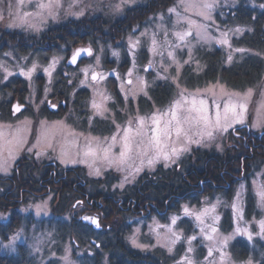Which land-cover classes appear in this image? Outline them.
Returning a JSON list of instances; mask_svg holds the SVG:
<instances>
[{
  "label": "rangeland",
  "instance_id": "rangeland-1",
  "mask_svg": "<svg viewBox=\"0 0 264 264\" xmlns=\"http://www.w3.org/2000/svg\"><path fill=\"white\" fill-rule=\"evenodd\" d=\"M150 1L152 0H0V35L4 32L12 36L21 34L26 39L31 37L40 43L49 29L71 21L85 28L95 20L105 24V32L108 33L111 27L115 31L110 41L100 40L95 45L94 53L90 49L92 46L86 43L81 46L87 51L90 49L91 54L85 55L89 58L70 77V99L73 100L79 91L88 92L84 115L91 121L89 125L80 124L77 116L72 117L71 112L64 118L50 121L39 111L48 102L49 81L65 58L68 46L63 45L53 51L48 61L35 57L30 60V53L22 54L19 48L10 42L9 48L0 50V69L4 80L13 76L25 79L30 88L28 101L36 110V117L9 119L5 116L4 121L0 118V161L7 160V171L0 170V174L4 177L12 175L17 163L27 162V159L31 160L32 155L37 156L36 153L39 152L40 155L35 158V172L38 176L43 171L42 164L53 159L63 168L84 169L85 178L88 180H108L112 190L122 191L135 184L142 175L155 173L161 167L168 169L172 166H182L183 160L189 157L195 160L200 152L202 157L211 153L221 156L235 154L234 149H238L240 134H250L252 137H259L262 133L264 135V76L260 83L244 89L230 87L221 80L192 86L187 85L184 79L186 67L189 66L196 72L202 70L197 54L199 49L213 50L218 47L228 63L241 58L243 54L264 58V52L236 46L234 40L241 38L250 29L243 25L229 24L227 21V11L239 7L242 2L264 11V0H185L186 3H215L210 13L211 19L198 15L199 9L185 11L181 7V0H175L165 9L149 12L146 19L141 24H135L125 36L116 32L117 26H120L121 30L127 27L122 22L127 15L137 14L139 9H144ZM41 4L45 7H39ZM173 8L176 11L170 12ZM79 12L83 14L77 15ZM130 19L133 20L132 17ZM237 28L243 31L236 32ZM205 31L212 37L211 40L203 38ZM184 32H189L190 35L184 41L178 40L176 34ZM221 32L229 33V45L216 43ZM153 39L156 41L155 46ZM169 51L173 53L172 57L168 56ZM229 56L231 60L228 59ZM148 66H151L150 71L146 70ZM94 74H99L96 81L92 78ZM160 84L172 89L170 99L163 105H157L151 94ZM249 91L251 95L246 101L247 111L242 123H226L221 120L219 128L210 129L213 131L211 139L197 135L198 131H204L203 126L192 124L188 136L193 141L200 140V143H187V151L181 152L175 162L161 158L151 167L146 163L141 167V160H146L147 157L142 155L141 148L136 143L141 139L136 135L140 128L137 117L145 118L146 138L151 135L150 118L153 114H170L175 103L180 101V106L175 109L177 115L194 117L198 111L189 113L188 109L193 107L191 100L196 99L207 102L208 115L214 123L215 104L220 105V111L223 113V107L230 99L237 102L238 97L247 95ZM181 96L186 97L188 102L185 103ZM142 98L143 104L140 103ZM53 102L60 104V101ZM94 102L100 106L98 109L93 108ZM195 107L198 110L199 103ZM239 110L237 108V111ZM167 118H170V115L163 117ZM95 120H111L113 129L106 134L104 131L107 127L104 124L101 128H94L95 123L92 121ZM129 121L132 123L129 124ZM129 127L132 128L129 135L133 150L125 164L110 166L99 158L102 153H97V157L83 155L89 144L94 149L97 144L103 147L112 145L109 156L118 158L124 130ZM183 127L187 129L189 125L184 124ZM224 127H227V131L222 130ZM113 136L117 137L114 144L111 139ZM172 142H175L177 147L184 146L186 140L183 133L177 141L173 131ZM9 151L12 152L11 158L8 156ZM137 167H140L138 172L135 171ZM38 169L40 171H37ZM97 169L99 174L96 173ZM130 172L133 175H129ZM232 177L235 184L230 194L225 192L204 196L197 203L182 202L178 211L169 212L163 219L158 216L149 219L138 218L127 236V242L144 254L163 249L168 255L177 257L178 264H189V261L191 264H264V232L260 227V223L264 221V201L259 195L264 189V166L257 170L251 168L249 172L244 169L242 174L236 172ZM228 186L229 184H225V187ZM39 189H36V192L43 194V189ZM52 199V195L43 194L34 201L14 207L21 214V225L7 241H0V253L15 255L18 246L23 244L30 249L37 264H47L50 261H57L58 264H93L91 261H82L86 250L76 247L72 238H68L65 243L57 238V223L68 222L73 216L79 217L82 213L81 207L78 206L76 210L77 202H74L68 214L59 216ZM96 212L95 216L100 219L102 229L121 227V219L106 221L101 212ZM10 215V211L0 213V221H9ZM197 215L200 216L199 220L196 219ZM129 221L131 223L134 220ZM213 228L216 229L215 232L212 231ZM209 235L213 237L212 240L206 238ZM13 236L17 239L12 240ZM225 237L230 239L226 246L221 247L220 242ZM238 240L248 247V254L244 258H238L234 251L233 247ZM221 252L225 253L223 260ZM65 256L68 261H65ZM102 264H109L108 255L104 256Z\"/></svg>",
  "mask_w": 264,
  "mask_h": 264
},
{
  "label": "trees",
  "instance_id": "trees-1",
  "mask_svg": "<svg viewBox=\"0 0 264 264\" xmlns=\"http://www.w3.org/2000/svg\"><path fill=\"white\" fill-rule=\"evenodd\" d=\"M174 1H150L144 9L140 8L137 14L127 15L122 21L127 27L121 30L120 26H117L119 28L116 27V32H121L125 36L135 24H141L149 12L165 9ZM131 17L133 20L130 19ZM227 18L229 24L243 25L250 29L241 38L234 40L236 46L264 52V11L254 9L242 2L239 7L227 11ZM96 21L98 20L92 21V25L83 27L82 33L76 23L70 24L68 26L70 30L67 32L69 39L65 45L73 46L83 41V44L91 43L90 45L95 47L100 40L101 42L109 41V36L107 37L106 34L113 35L114 29L111 27L107 33L105 24ZM73 32H78V37H72ZM18 48L22 54L28 52L27 49ZM38 51L39 49L37 54L41 55ZM197 54L202 70L196 72L193 68L186 67L184 79L187 85L196 86L221 80L230 87L244 89L255 86L263 79L264 58L262 56L243 54L241 58L228 63L218 47L213 50L199 49ZM58 82L62 84L59 93L66 96L68 81L65 79L63 83ZM78 94L77 104H80L81 108L85 107L88 92L81 91ZM151 94L157 105H163L170 99L172 89L165 84H160L152 90ZM117 97L120 98L119 94ZM140 103H144L143 98ZM237 142L238 149H234L235 154L221 156L211 153L202 157L200 152L195 160L192 157L183 160L182 166H172L168 169L161 167L155 173L144 174L135 184L122 191L112 190L111 182L108 180L104 182L88 180L85 178L84 169H77V172L69 175L23 174L0 177V213L11 212L9 221H0V241H7L21 225V214L14 207L34 201L43 194L46 196L51 194L55 211L59 216L68 214L74 202L81 200L83 202L81 210L84 209L82 212L91 206L95 211L102 212L106 221L114 218L122 220V225L118 229L103 228L99 231L75 216L68 222L57 223L56 233L59 241L65 243L68 238H72L76 247L86 250L82 261L102 264L104 256L108 255L109 264H178L177 257L168 255L163 249H155L149 254H144L132 248L127 242V236L136 225L138 218L149 219L152 216H158L163 219L169 212L178 211L182 202L200 200L210 191L213 194L220 193L217 191L219 185L225 187V184H229L227 188L222 189L221 193L230 194L235 184V179L232 177L234 173L242 174L244 169L249 172L251 168L257 170L264 166V138L258 149L253 145L254 140L248 137L238 139ZM34 163L36 162L31 160L26 165L27 168L36 170ZM8 178L10 181L7 180ZM230 178H232L231 184ZM39 188L43 189V194L39 195L36 192ZM130 219L134 221L130 223ZM233 248L238 258H244L248 254L247 245L240 240L235 242ZM0 264L37 263L30 249L21 244L15 255L0 253ZM47 264H58V262L50 261Z\"/></svg>",
  "mask_w": 264,
  "mask_h": 264
},
{
  "label": "flooded vegetation",
  "instance_id": "flooded-vegetation-1",
  "mask_svg": "<svg viewBox=\"0 0 264 264\" xmlns=\"http://www.w3.org/2000/svg\"><path fill=\"white\" fill-rule=\"evenodd\" d=\"M75 23L78 26V28L80 27L79 30L82 33L83 27L80 26L77 22ZM70 24H74V23L71 21L70 23H67L66 25H62L60 27L58 26L55 29H49L46 32L45 37L42 39V42L40 43H37V41L31 37L26 39L21 34L19 35L16 34L12 36L11 34L4 32L0 35V50H2L3 48L4 49L9 48L8 45L10 44H8V42H10L11 44L13 43L15 47L17 46V48L22 47L24 49H27L28 52L25 54L30 53L32 55L30 56V60H32L35 57L42 61L44 60L48 61L50 55L53 54V51H57L60 48V46H63L66 43H68L69 35L67 34V32L70 30V28L68 27ZM78 32H73L71 34L72 37L73 36H75V38L78 37L77 36L79 35ZM107 35L110 37L109 39L112 38L111 33L106 34V36ZM82 45H83V41H80L78 44L73 45V46H70L67 44L66 46L68 47L65 50V58L62 60L61 65L59 64L60 66L56 68V71L51 76V81H49L50 89L48 93L49 94L48 102L42 107L41 110H39L41 112V115H43V117H45V119L47 120L52 121L56 119H61L69 115L68 113L71 112V114H73L72 117L77 116V119H79L78 122H80V124L89 125V123H91V121L86 119V116L84 115V107H82L83 108L82 109L80 107V104H77L76 102L79 94L77 93L73 100L70 99L71 90L69 89V87L72 85L70 77L89 58V56L88 57L83 56L76 65H71L69 63L70 59L76 54V52L79 49H83L81 48ZM88 46H92V45L88 44ZM37 48L39 49L38 52H40L41 55L37 54V50H38ZM90 49H92L94 53V46L90 47ZM2 74L3 72L0 69V118L1 120L4 121L5 116L8 117L9 119H16L18 117H26V116L36 117V110L32 108L33 105L29 103L28 101V97L30 95V88H29V84L27 83V81L25 79H22L19 76H13L10 79L4 80ZM40 78H43V77H40ZM58 78H60V80ZM65 79L68 81V86H66V89L68 90V94H66V96H63L59 93L60 85L62 84H60L58 81L63 83ZM82 91H85V90H82ZM53 101H60V104L58 105ZM92 123H95L93 124L95 125L94 128L95 127L101 128L102 124H104L105 127H107V129L104 131V133L106 134L110 133L111 130L113 129V126L111 125L112 124L111 120H95V121H92ZM238 136L240 139H244L248 137L254 140L253 145L255 146L256 149H258L261 146L262 140L264 138L263 133L259 137L256 135L252 137L250 136V134L248 136H243L241 134ZM36 157L37 156L32 155V159H31L36 162L34 163L35 165H37V161L35 160ZM27 160H28L27 162L17 163L14 173L12 175H9L8 177L21 176L23 174H36L35 170L27 168L26 165L29 164V162H31L30 159H27ZM42 165H43V171L39 174L51 175V176L58 175L61 173L65 175H69L70 173L77 172V169H79V168L75 169L74 167L63 168L59 162L53 159L48 162L45 161V163H43ZM0 177L4 178L3 174H0ZM7 180L10 181L9 178ZM225 188L227 187H223L219 185L217 186V191L221 193L223 192L222 189H225ZM212 195L213 193L212 191H210L208 195H204V196H212ZM200 200H194V203H197ZM78 206L80 207L83 206V202L81 200L77 201V206H75L76 210ZM83 210L84 209H82V211ZM96 214L97 212L93 209V207L89 206L87 207V209H85V212H82L81 215H79V217L78 216L77 217L75 216V217L79 219L85 216H89L92 218H98L97 216H95ZM88 225H91V224H88ZM91 226L97 231L102 230V227L100 225V219H99L98 229H96L94 225H91Z\"/></svg>",
  "mask_w": 264,
  "mask_h": 264
},
{
  "label": "snow or ice",
  "instance_id": "snow-or-ice-1",
  "mask_svg": "<svg viewBox=\"0 0 264 264\" xmlns=\"http://www.w3.org/2000/svg\"><path fill=\"white\" fill-rule=\"evenodd\" d=\"M39 7L44 8L45 5L41 4ZM181 7L184 8L185 11H189L192 9H199L197 12L198 15L204 16L206 19H211L210 13L211 10L215 7V3H209V2H204V3H194V2H185V0H181ZM117 9H119V5H117ZM170 12H175L176 9H170ZM10 15L12 14L11 12L9 13ZM82 12L77 13V15H82ZM2 18V17H0ZM191 23V21H189ZM11 26V25H10ZM199 27V26H197ZM236 32H242L243 29L237 28L235 29ZM190 35L189 32H184V33H177V39L180 41H184L185 38ZM203 38L211 40L212 37L208 36L206 31L203 34ZM216 43H219L221 45H229V33L228 32H221L220 37L216 39ZM156 45L155 39H153V46ZM89 55L91 54V50L89 49ZM236 51H244L243 49H236ZM77 53L76 55H78ZM116 53H114L115 55ZM76 55L73 56L72 62H75L76 60ZM173 53L169 51L168 56L172 57ZM231 60V56L228 58ZM35 67V66H34ZM30 75V73H29ZM129 75H131V72H129ZM97 77L94 75L93 79H96ZM131 83V81H129ZM235 95V94H233ZM251 95V91L243 97H238L237 102H233L231 99L229 100L228 103H226L223 107V113L220 111V105L215 104L216 108V113H215V122L213 123L210 116L208 115V109L206 107V101L205 100H199L197 101L196 99L191 100L192 108L188 109V112L191 113L193 111H198V114L196 116H185L181 117L177 115L176 108L180 106V101H177L175 105L173 106V110L171 113H164L162 115H156L153 114L151 116V135L147 136L145 138V132H144V127H145V118L144 117H137L138 123L140 125V128L137 130L136 135L140 136L141 139L139 141H136V143L140 146L141 148V153L143 156L147 157L146 160H141V167L144 166L146 163L147 166L151 167L154 165L158 160L161 158L165 161L172 160V162H175V158L179 156V154L183 151H187V143H200V140H191V138L188 136L189 131H191V125H202L204 131L200 132L198 131L196 134L200 135L201 137L207 136L209 139L213 138V131L210 130L212 128H219L221 126V120L227 122L234 121L236 123H242L244 119V113L247 111L246 108V101L248 96ZM181 99L187 103L188 100L186 97L181 96ZM199 103L200 108L197 110L196 109V104ZM100 106H98L95 102L93 103V108L98 109ZM237 108L240 110L237 111ZM167 119H163V117H169ZM132 122L129 121V124ZM188 124L189 128H184L183 125ZM223 131H227V127H224L222 129ZM173 131L175 132L176 140L178 141L183 133L184 138L186 140V143L182 147H177L175 142H172V133ZM132 132V128L129 127L124 130V135L122 138V143H121V151L119 154L118 158L113 159L112 157L109 156V152L111 150L112 145H109L108 147H103L100 144L96 145V148H92L91 145L89 144L86 147V150L84 151L83 155L85 157H97V153H102V156L99 158L102 159L103 161H106L110 166L113 164L116 165H123L125 164L129 159L130 156L129 154L133 150V143L132 139L129 135V133ZM113 144L116 142L117 137L113 136L112 138ZM37 144H39V141H37ZM51 146V145H49ZM37 156L40 155L39 152L36 153ZM9 158L12 156V152L9 151L8 153ZM0 170L7 171V160L5 161H0ZM140 167H137L135 171H139ZM96 173L99 174V169L96 170ZM129 175H133V173H129ZM128 177H125V180H127ZM261 196V200L264 201V189L261 190L259 193ZM187 212V209H185ZM84 219H88L85 217ZM197 220L200 219V216L197 215L196 217ZM92 223H96L97 227H99V224L97 221L92 220ZM175 223V221H173ZM260 227L262 232H264V221L260 223ZM213 232L216 231L215 228L212 229ZM177 238H179L177 236ZM209 240H212L213 237L211 235L206 237ZM249 238H251L249 236ZM12 240H16L17 237L13 236L11 238ZM194 239V237H193ZM228 239L230 237H225L223 241L220 242V246H226ZM133 243L135 244V240H133ZM191 251V248L189 249ZM212 254V249H209V255ZM225 256V253L221 252V259L223 260ZM65 261H68V257H64ZM189 264H191V261H189Z\"/></svg>",
  "mask_w": 264,
  "mask_h": 264
},
{
  "label": "water",
  "instance_id": "water-1",
  "mask_svg": "<svg viewBox=\"0 0 264 264\" xmlns=\"http://www.w3.org/2000/svg\"><path fill=\"white\" fill-rule=\"evenodd\" d=\"M77 53H79L78 55H76ZM89 53V51H87V50H85V49H79L77 52H76V60H75V62H72V58L70 59V64L71 65H76L77 63H78V61L83 57V56H85V55H87ZM146 70L147 71H150L151 70V66H148L147 68H146ZM97 78L96 79H93V80H97L98 78H99V75L98 74H94ZM93 75V76H94ZM93 76H92V78H93ZM85 217H87L88 219L86 220V219H84ZM85 217H82L81 218V220L84 222V223H86V224H91V225H94L95 227H96V229H98L99 227H97V225H96V223H92V220H95V221H97L98 222V224H99V219L98 218H92V217H89V216H85Z\"/></svg>",
  "mask_w": 264,
  "mask_h": 264
}]
</instances>
